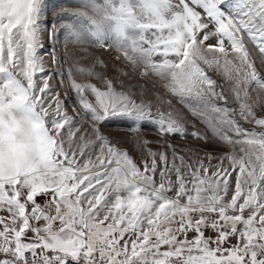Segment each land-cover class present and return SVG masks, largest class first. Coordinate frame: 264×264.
<instances>
[{
	"label": "snow or ice",
	"instance_id": "obj_1",
	"mask_svg": "<svg viewBox=\"0 0 264 264\" xmlns=\"http://www.w3.org/2000/svg\"><path fill=\"white\" fill-rule=\"evenodd\" d=\"M74 2L0 0V264H264V0Z\"/></svg>",
	"mask_w": 264,
	"mask_h": 264
},
{
	"label": "rangeland",
	"instance_id": "obj_2",
	"mask_svg": "<svg viewBox=\"0 0 264 264\" xmlns=\"http://www.w3.org/2000/svg\"><path fill=\"white\" fill-rule=\"evenodd\" d=\"M58 0H49V4H57ZM78 7V5L74 2V0H59L58 6L54 9L55 12H60L62 8H68V9H74ZM54 18V16L52 14L48 15V19L52 20ZM63 44V37H61L60 42L56 44L55 47V51L63 56L64 55V48L62 47ZM87 48V50L91 53H93L94 55H99L101 51V49L98 48H92L90 46H85ZM52 42L49 40H45V48L43 50L44 53V58L45 60H49V56L48 54L52 51ZM68 51L70 53H75L77 57H79L81 55V52L79 50V48L77 47H69ZM118 55V53H116L114 50H112V54L111 56H107L105 55L103 58L106 61H112L113 63H110L109 65V70H108V74L109 76L112 75H116L117 74V70L118 69H123V71L130 73L131 75V79L128 80L127 82L131 85H134L133 91L139 93L140 91H144L146 98L147 99H155V89L153 88V82L156 80V77H151L149 79H141L140 76L138 75L139 70H137L136 72H133L131 66L126 62L121 60L119 63H114V57ZM81 63L83 64H87L88 61H81ZM49 67L54 68L55 65H49ZM58 79V78H57ZM217 79H219V77H217ZM158 87V85H157ZM69 97H72V92L71 90H69ZM74 102V98L70 99L67 101V103L70 105L71 103ZM177 107H180L179 105H177ZM165 110H166V106H165ZM69 111L71 112V107H69ZM153 111H155V108H153ZM189 119H191V117L189 116ZM104 131L106 132V134H110L111 137L113 139H123V138H131V136L133 135L132 133H130L128 131V129L119 124V123H112L109 125V127L105 128ZM142 135L146 136L149 139H155V133L152 129H145V131L142 133ZM176 143L183 145V141L180 139L176 140ZM187 143L189 144H194L195 141H193L190 137L188 138ZM123 147L126 148H131L130 144H126L123 145ZM136 152H132V155H136Z\"/></svg>",
	"mask_w": 264,
	"mask_h": 264
},
{
	"label": "built area",
	"instance_id": "obj_3",
	"mask_svg": "<svg viewBox=\"0 0 264 264\" xmlns=\"http://www.w3.org/2000/svg\"><path fill=\"white\" fill-rule=\"evenodd\" d=\"M38 199H39V201H40L41 203H43V202L45 201V199H47V198H46V197H39Z\"/></svg>",
	"mask_w": 264,
	"mask_h": 264
}]
</instances>
